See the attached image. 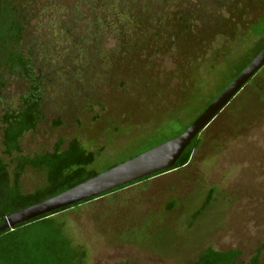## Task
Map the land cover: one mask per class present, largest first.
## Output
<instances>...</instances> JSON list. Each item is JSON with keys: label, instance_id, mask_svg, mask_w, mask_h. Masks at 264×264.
I'll return each instance as SVG.
<instances>
[{"label": "rangeland", "instance_id": "1", "mask_svg": "<svg viewBox=\"0 0 264 264\" xmlns=\"http://www.w3.org/2000/svg\"><path fill=\"white\" fill-rule=\"evenodd\" d=\"M44 80L21 155L77 138L97 173L181 133L264 37V0H14ZM26 81L7 75L2 113ZM187 164L56 213L84 264H186L207 247L264 262V65L198 134ZM110 168V167H109ZM45 181L25 168L23 192Z\"/></svg>", "mask_w": 264, "mask_h": 264}, {"label": "trees", "instance_id": "2", "mask_svg": "<svg viewBox=\"0 0 264 264\" xmlns=\"http://www.w3.org/2000/svg\"><path fill=\"white\" fill-rule=\"evenodd\" d=\"M23 38L22 14L14 0H0V89L4 87L7 75L25 80L27 85L25 91L19 95L18 106L5 110L1 116L3 153L8 157L15 155L12 171L9 170V164L0 157V225L10 213L52 197L97 174L90 167L95 160V154L86 150L77 138L70 139L64 148L61 147L63 141L60 140L52 151L32 155L20 154L22 137L25 133L33 131L44 118V80L33 66L32 51L24 52ZM263 47L264 37L251 47L248 57L241 60L231 78L213 97H216ZM196 117L192 118L187 126ZM198 143L197 135L168 169L1 230L0 264H84V250L74 247L70 239L62 234L64 222L56 220L55 214L155 175L181 168L188 163ZM27 167L44 171L45 181L30 192H23L20 177ZM239 254L238 249L217 250L207 247L192 262L186 264H235ZM246 264H264L260 259L259 249Z\"/></svg>", "mask_w": 264, "mask_h": 264}, {"label": "water", "instance_id": "3", "mask_svg": "<svg viewBox=\"0 0 264 264\" xmlns=\"http://www.w3.org/2000/svg\"><path fill=\"white\" fill-rule=\"evenodd\" d=\"M263 65L264 47L181 133L52 197L10 213L0 231L172 167L192 139Z\"/></svg>", "mask_w": 264, "mask_h": 264}, {"label": "flooded vegetation", "instance_id": "4", "mask_svg": "<svg viewBox=\"0 0 264 264\" xmlns=\"http://www.w3.org/2000/svg\"><path fill=\"white\" fill-rule=\"evenodd\" d=\"M246 83H247V82H246ZM246 83L242 86V88H241L238 92H240V91L243 89V87L246 85ZM238 92H237V94H238ZM237 94H235V95L229 100V102H228V103H227V104H226V105H225V106H224V107H223V108L217 113V115H218V114H219V113H220V112H221V111H222V110H223V109H224V108L230 103V101H231V100H232ZM214 98H215V97H214ZM206 106H207V105H206ZM206 106H205V107H206ZM205 107H204V108H205ZM204 108H203V109H204ZM203 109H202V110H203ZM202 110H200V112H201ZM199 114H200V113H199ZM196 116H198V115H196ZM215 117H216V116H215Z\"/></svg>", "mask_w": 264, "mask_h": 264}, {"label": "crops", "instance_id": "5", "mask_svg": "<svg viewBox=\"0 0 264 264\" xmlns=\"http://www.w3.org/2000/svg\"><path fill=\"white\" fill-rule=\"evenodd\" d=\"M145 181V180H144ZM141 182V181H140ZM137 183H139V182H137ZM136 184V183H135ZM124 189V188H123Z\"/></svg>", "mask_w": 264, "mask_h": 264}]
</instances>
